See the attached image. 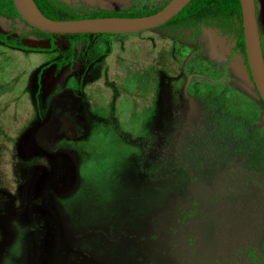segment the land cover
<instances>
[{
  "label": "rangeland",
  "instance_id": "1",
  "mask_svg": "<svg viewBox=\"0 0 264 264\" xmlns=\"http://www.w3.org/2000/svg\"><path fill=\"white\" fill-rule=\"evenodd\" d=\"M67 1L101 14L167 0ZM10 18L0 0V30ZM169 28L89 34L60 69L40 67L65 42L0 44V264H264V105L242 56L226 60L231 43L207 29L185 66L204 77L183 99L195 45ZM45 119L35 140L55 156L30 138Z\"/></svg>",
  "mask_w": 264,
  "mask_h": 264
},
{
  "label": "water",
  "instance_id": "2",
  "mask_svg": "<svg viewBox=\"0 0 264 264\" xmlns=\"http://www.w3.org/2000/svg\"><path fill=\"white\" fill-rule=\"evenodd\" d=\"M68 3L67 0H63ZM190 0H167L161 7L147 14L135 16L104 15L70 19H53L45 16L33 0H11L19 19L36 30L52 35L74 34H114L155 30L175 16ZM242 22V43L244 45L247 72L254 83L258 96L264 105V50L260 39V29L255 0H238ZM34 38L29 36L26 43ZM23 41V42H24ZM190 51L181 63L178 77L184 76L180 94L186 98V87L190 78L185 73V65L190 59ZM177 78V77H176ZM47 121H41L30 130L34 146L48 156H55L58 151H50L40 146L35 140V132Z\"/></svg>",
  "mask_w": 264,
  "mask_h": 264
},
{
  "label": "trees",
  "instance_id": "3",
  "mask_svg": "<svg viewBox=\"0 0 264 264\" xmlns=\"http://www.w3.org/2000/svg\"><path fill=\"white\" fill-rule=\"evenodd\" d=\"M39 10L47 17L53 19H70L79 17H90L97 15H123V16H135L147 14L155 10L147 11H133V12H115V13H101V14H85L82 9L75 7L63 0H33ZM256 1V0H255ZM210 25L216 27L220 32L226 33L235 39V47L245 56L244 45L242 43V22L241 12L239 11L238 0H190L175 16L169 19L161 26L175 27V26H188L195 27L197 32L200 26ZM160 27V26H159ZM34 36L44 37L52 39L56 35L43 33L39 30L32 29ZM193 32V33H194ZM27 32H23L20 37L26 36ZM86 34H74L70 35L72 39L68 42L65 58L56 60V69L71 58L72 42L82 38ZM0 40L5 44L19 47L25 50H50L55 48L54 44H50L48 48L29 47L21 44L18 38L9 37L6 38L5 34L0 33ZM264 50V46H263ZM45 68L40 67V70ZM38 81V73L36 76V85Z\"/></svg>",
  "mask_w": 264,
  "mask_h": 264
},
{
  "label": "flooded vegetation",
  "instance_id": "4",
  "mask_svg": "<svg viewBox=\"0 0 264 264\" xmlns=\"http://www.w3.org/2000/svg\"><path fill=\"white\" fill-rule=\"evenodd\" d=\"M89 2L93 1V0H88ZM161 7V6H160ZM158 9V8H157ZM108 14V13H106ZM112 15V14H111ZM97 16H104V15H97ZM10 21L13 22L12 25H13V28L12 30L14 31H9V32H6V31H2L0 30V33L2 34H5V37L6 38H9V37H15V38H18L19 42L21 44H24L26 46H29L24 40H26L29 36H34V33L32 32V27H29L28 25H26L25 23H23L21 20H18L16 21V19H13V18H10ZM19 25V26H18ZM161 27H165V26H160L158 28H161ZM202 29H207V30H211L213 33L215 34H220L222 35L226 41H229V43H231V45H229L228 47H225L224 48V55L226 56V60L229 58H234L236 55H241L242 58H243V63L246 65V59H245V56L243 55V53L240 51V49L236 48L235 47V39L234 37L226 34V33H222L220 32L216 27H213V26H210V25H204V26H200L197 30V32H194L195 31V27H188V26H175V27H172V28H169V30H165L164 31V35H166L167 37H171L172 39H175L176 41H181L182 43L185 42V43H189L191 44L193 42V45H195V47H193L192 49H190L187 54L192 51V50H196V52L192 53V55L198 53L200 50H201V47H202V44H201V31ZM23 32H27L26 33V36L24 37H20V35L23 33ZM194 32V33H193ZM102 35H105V34H102ZM57 36H62V35H56L54 36L53 38L57 37ZM67 36H70V35H67ZM89 36V34H86L85 36H83L82 38H79L77 40H73L72 42V53H71V58L66 61L65 63L61 64L57 69H60L62 66L64 65H70V63L72 62L73 60V47H74V42H77L79 40H83L84 43H86L87 41V37ZM70 39H72V37L70 36L69 39H67L66 41V47L64 49V54L61 55L60 53V56H58L57 58H54L52 61L46 63V64H43L41 66H44L45 67L48 65V64H53L54 65V69H56V66H55V61L60 59V58H65L67 56V52H66V48H67V45H68V42L70 41ZM213 40V39H212ZM24 41V42H23ZM0 44L2 45H5L6 47H10V48H13V49H22V48H19V47H15V46H11V45H8V44H5L3 41L0 40ZM53 44V43H52ZM62 46H64V43L61 44ZM61 45H58L56 46L55 48L53 49H50V50H55V49H59ZM29 47H32V46H29ZM49 47V46H48ZM47 47V48H48ZM39 48V47H38ZM22 50H25V49H22ZM50 50H46V51H50ZM35 51H38V50H35ZM109 51V50H108ZM103 54H106V53H103ZM186 54V55H187ZM102 55V54H101ZM185 55V57H186ZM190 56V57H191ZM99 57V56H98ZM225 58V57H224ZM184 60V59H183ZM182 60V61H183ZM190 60V59H189ZM188 60V61H189ZM187 61V62H188ZM187 64V63H186ZM186 66V65H185ZM181 67V66H180ZM247 68V66H246ZM248 69V68H247ZM185 70V68H184ZM179 73H180V69H179ZM186 73V71H185ZM186 74H189L190 75V78L189 80L192 78V77H198V78H201V77H204V75L202 74H199V73H196V72H188ZM183 77V83H184V76ZM189 82V81H188ZM183 85V84H182ZM187 95V94H186ZM182 97V96H181ZM185 100H189V97L188 95L186 96V98H183Z\"/></svg>",
  "mask_w": 264,
  "mask_h": 264
},
{
  "label": "crops",
  "instance_id": "5",
  "mask_svg": "<svg viewBox=\"0 0 264 264\" xmlns=\"http://www.w3.org/2000/svg\"><path fill=\"white\" fill-rule=\"evenodd\" d=\"M33 37V36H32ZM34 40L32 42L29 41V46L32 47H39V48H43L46 49L50 44H54L55 46L61 45L64 42L66 43L67 39L70 38V36L67 35H62V36H57L55 38L49 39V38H44V37H33ZM107 38V37H106ZM40 41V42H39ZM62 46V45H61ZM13 49V48H11ZM50 52L55 53V50H50ZM109 51H107L106 53H108Z\"/></svg>",
  "mask_w": 264,
  "mask_h": 264
},
{
  "label": "bare ground",
  "instance_id": "6",
  "mask_svg": "<svg viewBox=\"0 0 264 264\" xmlns=\"http://www.w3.org/2000/svg\"><path fill=\"white\" fill-rule=\"evenodd\" d=\"M19 26V25H18ZM26 42V41H25ZM40 42V41H39Z\"/></svg>",
  "mask_w": 264,
  "mask_h": 264
}]
</instances>
